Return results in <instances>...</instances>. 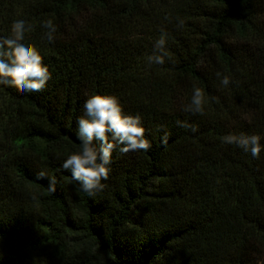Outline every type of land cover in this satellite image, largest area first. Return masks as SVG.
<instances>
[{
	"label": "trees",
	"instance_id": "obj_1",
	"mask_svg": "<svg viewBox=\"0 0 264 264\" xmlns=\"http://www.w3.org/2000/svg\"><path fill=\"white\" fill-rule=\"evenodd\" d=\"M16 20L51 79L0 85V264H264V0H0V37ZM97 94L150 148L117 145L93 197L62 165ZM228 135L259 136V158Z\"/></svg>",
	"mask_w": 264,
	"mask_h": 264
},
{
	"label": "clouds",
	"instance_id": "obj_2",
	"mask_svg": "<svg viewBox=\"0 0 264 264\" xmlns=\"http://www.w3.org/2000/svg\"><path fill=\"white\" fill-rule=\"evenodd\" d=\"M182 23V22H181ZM48 31L47 40H54L56 27L52 20L43 25ZM30 31L24 20H16L11 25V34L0 37V85L12 86L21 92L42 91L51 79L48 67L43 64V57L33 45L23 43L25 33ZM163 36L155 43V52L147 58L149 64L163 65L168 55ZM221 74L217 73L219 77ZM229 77L223 76L221 84L227 86ZM204 93L194 87L191 104L185 111L203 114ZM85 113L77 120L80 151L69 155L62 167L70 170L72 179L78 181L84 192L95 196L102 191L109 177V165L112 153L117 145L122 153L147 151L149 141L145 138V129L139 116L125 115L117 97L111 95H93L84 104ZM186 126V125H182ZM195 131V128H193ZM111 136V139L109 138ZM94 141H98L97 146ZM223 141L236 144L251 155L259 158L262 146L257 135H228ZM165 143L167 142L165 137ZM40 178L44 173H39ZM49 190L55 191V180H49Z\"/></svg>",
	"mask_w": 264,
	"mask_h": 264
}]
</instances>
